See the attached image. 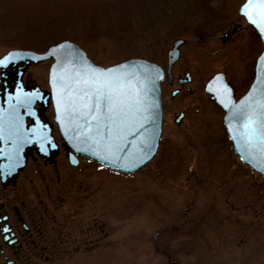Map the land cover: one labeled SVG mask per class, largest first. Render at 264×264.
<instances>
[{"label":"rangeland","instance_id":"1","mask_svg":"<svg viewBox=\"0 0 264 264\" xmlns=\"http://www.w3.org/2000/svg\"><path fill=\"white\" fill-rule=\"evenodd\" d=\"M60 2L69 1L0 0V25L12 24L13 13L17 21L30 19L24 31L0 30V57L13 47L43 50L37 45L58 25L44 29L47 21L36 12L53 10ZM241 2L221 3L219 18L209 27L178 36L184 40L181 62L195 75L191 86L226 70L236 97L247 89L262 45L237 13ZM234 22L243 28L218 51L217 33ZM173 39L158 40L156 51L153 43L138 45L143 53H154L138 56L161 60ZM75 42L103 66L132 57H122L123 48L108 38L82 36ZM49 64L41 61L36 67L44 78ZM193 98L200 100L193 92L176 97L174 105ZM221 118L212 103L201 108L192 125L167 129L155 156L134 173L109 174L94 164L74 168L62 210L73 216L78 231L104 222L109 240L90 251L80 247L64 264H264V178L238 159Z\"/></svg>","mask_w":264,"mask_h":264},{"label":"flooded vegetation","instance_id":"2","mask_svg":"<svg viewBox=\"0 0 264 264\" xmlns=\"http://www.w3.org/2000/svg\"><path fill=\"white\" fill-rule=\"evenodd\" d=\"M242 28L241 23L234 22L219 31L215 37L221 44L218 51L227 48ZM167 51L157 61L164 69L160 83L162 125L159 145L167 129L192 125L194 117L206 105L213 103L218 107L205 92L208 79L202 85L191 86L195 75L181 62L180 46L178 59L168 76ZM39 63L25 59L0 66V264H64L80 247L90 251L100 244L103 246L109 240L104 222L78 231L73 225V216L62 210L64 196L73 185L72 170L94 164L109 174H128L110 169L83 154H74L72 157L77 163L72 164L68 148L63 146V139L53 122L47 70L44 78L41 70L36 68ZM217 72L223 73L235 95L232 77H227L226 70ZM193 92L200 99L198 103H194L196 98H193L192 102L174 105L176 97ZM24 93L38 94L30 107L20 103ZM17 124L23 140L16 138L14 125ZM21 157L24 162L17 166Z\"/></svg>","mask_w":264,"mask_h":264},{"label":"snow or ice","instance_id":"3","mask_svg":"<svg viewBox=\"0 0 264 264\" xmlns=\"http://www.w3.org/2000/svg\"><path fill=\"white\" fill-rule=\"evenodd\" d=\"M240 11L264 36V0H246ZM65 48V45H58L52 50L57 54L58 61L53 66L52 77L53 99L57 104L56 119L61 120L63 107L69 122L82 120V124H77L79 130L76 134L97 146L103 141L107 155L101 158L109 159L110 155L115 156L123 150L122 143H128L127 135L142 130V121L147 122L145 113L148 107L144 105L141 94L147 83L151 82L150 69H144L143 79L134 70L125 69L124 65L119 66V69H99L73 51H58ZM261 59L264 60V57ZM6 60L7 57L0 60V66H4ZM223 88L225 94L230 92L226 85ZM37 96L36 93H24L20 103L30 107ZM220 103L229 110V116L226 117L229 120V132L233 131L231 122L237 121L239 126L233 138L248 151L252 159L259 157L261 170L264 171V82L260 87H254L239 104H230L223 99ZM14 119L18 120V117ZM92 121L95 122L94 130ZM61 123L63 126V121ZM14 132L17 139L23 140L18 124L14 125ZM140 143V152L147 156V151L152 150L151 137H145ZM41 150H44L43 147ZM111 162L116 163V160Z\"/></svg>","mask_w":264,"mask_h":264},{"label":"water","instance_id":"4","mask_svg":"<svg viewBox=\"0 0 264 264\" xmlns=\"http://www.w3.org/2000/svg\"><path fill=\"white\" fill-rule=\"evenodd\" d=\"M245 2L246 0H243L242 3L239 5L238 14L243 16L245 21L249 25H251V27L257 32V35L259 36L262 44V50L259 56H257L255 60L253 74L251 75V83L249 84L246 91L239 98L234 99L232 88L224 80L223 74L216 73L206 82L204 89L207 93L211 94V99H213L223 111V115L221 118L222 123L232 143V148L236 153V155L251 169L255 170V172L259 173L264 177V171L261 170V162L259 160V157H257L256 159H252L249 156L248 151L240 145L237 139L233 138L236 135V129L239 126L237 121L231 122L233 131L229 132V120L226 119V117L229 116V110L225 109L223 105L220 103V100L223 99L225 100V102H228L230 104L232 103L239 104L242 100L245 99V97L249 95V93L253 90L254 87L258 88L261 86L262 82H264V60L261 59V57H264V36H262L259 33V31L251 23H249L247 18L241 13L240 8ZM182 42H183L182 39H176L173 42L172 48L168 49L167 52L168 76L171 65L178 58V53H179L178 46ZM58 45L66 46L65 49L58 51L60 52L73 51L78 56L83 57L88 62V64L99 69H113V68L119 69V66L124 65L125 69L134 70L140 76L141 79H143L145 75L144 69L145 68L150 69L151 82L147 83L146 88L141 94V98L144 101V105L148 107V112L145 113V115L148 116L147 122L142 121L143 123L142 130H138L127 135L126 139L128 143H122L123 150L115 156L110 155L109 159L101 158L107 155L106 151L103 148V143H104L103 141L101 142L100 146H97L95 143H93L90 140L84 141V138L82 136H78L76 134L77 131L79 130L77 128V124H82L83 123L82 120L76 121L75 123L69 122L63 110V107L61 108V120L56 119L57 104H56V100L53 99L54 93H53L52 77H53V66L57 65L58 61H57V54L53 53L52 50L54 48H57ZM85 53H86L85 50L77 42L68 39H62L48 45L41 52H37L28 48L13 47V49L8 50L4 55H2L0 57V60H3L5 59V57H7L5 65L12 61L25 60V59H31L34 60L35 62L48 60V59L52 60L48 67V73H47V84L49 86L48 97L50 98L51 106L53 109V121L57 126L60 137L63 139V146L66 145V147L68 148L67 149L68 156L70 159H72L71 162L73 165H75L77 162L73 160L72 156H74V154H83L85 156H88L89 158L91 157V159L111 169L121 171V173L134 172L138 168L145 165L155 155L158 148V141L161 134V121H162L160 80H162L164 76L163 68L156 62L139 56H132L124 60H121L119 62H116L114 64L108 66H102L97 63L95 64V62L91 60ZM69 67L71 66L69 65ZM59 71H60L59 68H57L58 74ZM224 85H226L227 88L230 89V92L227 94L224 93V88H223ZM58 95H59V91H57V97ZM61 121H63V126ZM92 124L94 130L95 122L92 121ZM145 137H151V141H152V150L147 151V156H143V154L140 152V148L142 147L140 142ZM36 141H38V139H36ZM11 146L12 145H9L8 147ZM94 152L96 153L95 155L93 154ZM21 158L22 159H20L19 163H17V166L19 165L21 166L23 164L24 159L23 157ZM113 159L116 160V163L111 162V160ZM121 164L134 165V166L121 167L120 166Z\"/></svg>","mask_w":264,"mask_h":264},{"label":"trees","instance_id":"5","mask_svg":"<svg viewBox=\"0 0 264 264\" xmlns=\"http://www.w3.org/2000/svg\"><path fill=\"white\" fill-rule=\"evenodd\" d=\"M68 1L60 2L61 6L53 10L36 12V16L47 21L44 29L58 25V30L37 48L61 39L78 41L82 36L83 40L108 38L123 48L122 57L141 54L147 57L153 52L143 53L139 48L209 27L219 18L216 7L230 3V0H77L76 4L74 0ZM9 18H13L12 24L0 25V30L24 31L30 21L28 16L17 21L14 13ZM44 26L41 24L36 30ZM160 45H154L153 50Z\"/></svg>","mask_w":264,"mask_h":264}]
</instances>
